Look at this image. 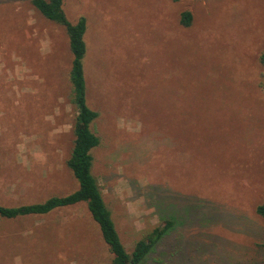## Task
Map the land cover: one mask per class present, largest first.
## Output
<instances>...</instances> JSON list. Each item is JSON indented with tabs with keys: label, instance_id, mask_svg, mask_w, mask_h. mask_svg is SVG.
I'll list each match as a JSON object with an SVG mask.
<instances>
[{
	"label": "rangeland",
	"instance_id": "374dc122",
	"mask_svg": "<svg viewBox=\"0 0 264 264\" xmlns=\"http://www.w3.org/2000/svg\"><path fill=\"white\" fill-rule=\"evenodd\" d=\"M87 18L92 172L128 251L173 220L140 264H264V0H64ZM192 12L190 26L181 14ZM63 26L0 0V203L79 188ZM60 231L53 253L48 221ZM57 233V231H56ZM69 255V256H67ZM58 257V258H55ZM60 257V258H59ZM86 202L0 216V264H108Z\"/></svg>",
	"mask_w": 264,
	"mask_h": 264
},
{
	"label": "trees",
	"instance_id": "16d2710c",
	"mask_svg": "<svg viewBox=\"0 0 264 264\" xmlns=\"http://www.w3.org/2000/svg\"><path fill=\"white\" fill-rule=\"evenodd\" d=\"M31 1L47 19L63 26L68 35L72 52L70 69V81L74 94L72 102L77 113L73 123L74 144L71 155L67 159V165L78 179L79 188L66 195H54L44 201L19 206L0 203V216L14 218L27 214H46L59 207L86 202L112 254L108 264H140L167 233L173 220L166 221L163 226H155L146 236L136 241L131 252L127 250L98 180L92 172L93 149L100 144V137L92 128V123L99 116V112L88 102V78L85 68V59L89 52V43L86 38L87 18L82 15L75 21L71 20L66 13L64 0ZM180 19L182 25L190 26L192 12L183 11ZM260 61L264 67V51L260 54ZM256 212L264 220V201L256 206Z\"/></svg>",
	"mask_w": 264,
	"mask_h": 264
},
{
	"label": "crops",
	"instance_id": "0c3cea01",
	"mask_svg": "<svg viewBox=\"0 0 264 264\" xmlns=\"http://www.w3.org/2000/svg\"><path fill=\"white\" fill-rule=\"evenodd\" d=\"M68 206H71V205H68ZM57 209V208H56ZM54 209V210H56ZM53 211V210H52ZM82 223L79 222V220L75 221L74 219H68V218H65L64 219H58V220H50L48 221V225H47V228L51 229V232L53 233L52 237L56 238L54 240V245H55V249H53V253H63V252H66V253H72V252H81L80 250H74L72 252H69L68 248H67V251H64L61 247H57L56 246V243H60L61 241H59L60 237L58 235L61 234L60 231H64L62 230L63 228H76V227H79ZM57 231V233H56ZM69 256V255H67ZM55 258H58V257H55ZM60 258V257H59Z\"/></svg>",
	"mask_w": 264,
	"mask_h": 264
}]
</instances>
